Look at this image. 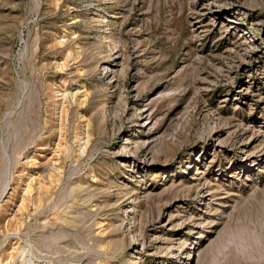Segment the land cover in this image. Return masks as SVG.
Segmentation results:
<instances>
[{"label": "rangeland", "instance_id": "374dc122", "mask_svg": "<svg viewBox=\"0 0 264 264\" xmlns=\"http://www.w3.org/2000/svg\"><path fill=\"white\" fill-rule=\"evenodd\" d=\"M0 264H264V0H0Z\"/></svg>", "mask_w": 264, "mask_h": 264}]
</instances>
